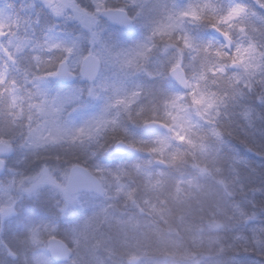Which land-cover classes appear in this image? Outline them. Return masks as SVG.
I'll return each instance as SVG.
<instances>
[{
	"label": "clouds",
	"instance_id": "clouds-1",
	"mask_svg": "<svg viewBox=\"0 0 264 264\" xmlns=\"http://www.w3.org/2000/svg\"><path fill=\"white\" fill-rule=\"evenodd\" d=\"M88 4L29 0L19 9L27 19L0 23V224L46 191L60 197L53 207L62 213L69 186L89 178L101 184L100 195L118 200L123 180L156 167L165 200L169 191L194 185L212 196L213 235L182 257L187 264H264V0ZM0 5L13 8L8 0ZM81 15L93 19L91 28ZM102 25L135 35L122 46L100 41L95 33L108 30ZM89 63L95 75L86 74ZM69 79H79L75 90L99 102L79 123L61 87ZM110 142L141 154L143 165L123 177L89 168ZM77 170L88 176L70 175ZM57 228L43 219L26 226L19 251L4 246L7 257L17 264H37L39 257L44 264H87L75 235L72 247L61 241L65 255L54 252ZM157 255L147 247L131 254L135 264ZM108 260L129 264L128 254Z\"/></svg>",
	"mask_w": 264,
	"mask_h": 264
},
{
	"label": "rangeland",
	"instance_id": "rangeland-1",
	"mask_svg": "<svg viewBox=\"0 0 264 264\" xmlns=\"http://www.w3.org/2000/svg\"><path fill=\"white\" fill-rule=\"evenodd\" d=\"M8 3L13 5L12 9H4L0 5V23L7 24L28 18V13H21L19 9L28 4L29 0H8ZM76 3L89 7L88 0H76ZM98 3H102V0H98ZM132 11L134 10L129 9L130 14ZM34 18L32 16V19ZM79 21L89 28L94 24L93 19L87 15H81ZM102 27H107L108 30L96 32V39L116 43L117 46L126 45L135 35L134 29L125 32L106 25ZM101 71L103 74V70ZM81 83L76 79L68 86H61L65 90L64 95L68 103L76 110L72 117L76 123L92 115L99 107V102L92 101L75 90ZM113 143L111 142V147ZM100 150L101 148L97 150L95 157L88 160L87 166L98 169L101 174L111 171L123 177L127 176L134 164L143 165L144 158L139 153L114 163L111 152L102 154ZM72 161L73 158L69 157L68 162ZM83 162L81 158L80 163ZM21 168L23 170V166ZM156 171V167L151 169L142 167L131 180H123L118 200L103 195L67 194V201L60 200L58 205L64 208L62 213L53 207L55 200L60 197L51 192L46 191L36 202L28 200L21 202L17 205L19 215L0 224L2 227L0 261L3 264H17L7 257L4 246L19 251V241L24 235L25 227L41 219L58 224L54 233L55 239L63 241L68 247H72L69 237L75 235L81 245L87 249L85 252L87 264H98L95 257H99L105 264H110L108 257L111 253L117 256L128 254L129 264H135L131 254L146 247L157 249L163 254L177 251L181 236L186 235L190 227L191 221L186 216L193 213V206L197 212L204 209L210 216L209 212L213 210L210 208L212 196L209 191L194 185L190 188L181 187L179 190L169 191L165 200L160 195L164 185ZM132 188L137 190L133 192ZM45 226L49 231L52 230V224ZM44 260L45 257H39L37 264H44ZM157 260V257H152L148 264L158 263Z\"/></svg>",
	"mask_w": 264,
	"mask_h": 264
},
{
	"label": "trees",
	"instance_id": "trees-1",
	"mask_svg": "<svg viewBox=\"0 0 264 264\" xmlns=\"http://www.w3.org/2000/svg\"><path fill=\"white\" fill-rule=\"evenodd\" d=\"M111 144H105L103 148H101L100 153L107 154L109 153V145ZM241 154L246 156L249 160H251L253 163H259V157H256L255 155L248 153L244 151L243 148H241ZM126 158V156H112L111 159H113V162H119ZM193 213L188 214L186 218L191 221L189 223V228L186 233V235L181 236V241H179V249L173 253H170L171 255L163 254L157 255L154 257H157L158 263L154 264H187L186 261L182 259L183 256H186L189 254L190 250L193 248L194 245H198L201 247H205L210 243V237L213 235V232L210 231L212 217L208 216L207 213H205L204 209H201L200 211H196L195 207L193 206ZM186 231V229H185ZM161 253V252H160ZM246 259H253V257H246ZM153 264V263H152ZM204 264H211L209 261H205Z\"/></svg>",
	"mask_w": 264,
	"mask_h": 264
},
{
	"label": "water",
	"instance_id": "water-1",
	"mask_svg": "<svg viewBox=\"0 0 264 264\" xmlns=\"http://www.w3.org/2000/svg\"><path fill=\"white\" fill-rule=\"evenodd\" d=\"M85 70H86V74H88L89 76L95 75V72H96L95 64L89 63L88 65H86ZM72 81H74V80L69 79L65 83H70ZM113 150L116 154L133 153V151L126 148L125 146L119 145L116 143L113 146ZM70 175H75V176H79V177H87L88 176V174L83 172L82 170H77L76 172H74ZM80 192L94 193V194L99 195L102 192V189H101V186L98 182H96L94 179L89 178L88 182L81 183L78 186H76V185H70L69 186L68 193L77 194ZM51 243L53 246V250L57 255L63 256L66 254L65 248L63 247V244L61 243V241L54 239L51 241ZM57 262H61V261H57Z\"/></svg>",
	"mask_w": 264,
	"mask_h": 264
}]
</instances>
